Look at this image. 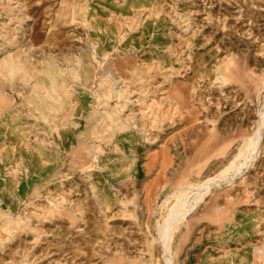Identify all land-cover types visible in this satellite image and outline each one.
I'll list each match as a JSON object with an SVG mask.
<instances>
[{"label":"rangeland","instance_id":"rangeland-1","mask_svg":"<svg viewBox=\"0 0 264 264\" xmlns=\"http://www.w3.org/2000/svg\"><path fill=\"white\" fill-rule=\"evenodd\" d=\"M263 107L264 0H0V264H177L247 209L264 264Z\"/></svg>","mask_w":264,"mask_h":264},{"label":"crops","instance_id":"crops-1","mask_svg":"<svg viewBox=\"0 0 264 264\" xmlns=\"http://www.w3.org/2000/svg\"><path fill=\"white\" fill-rule=\"evenodd\" d=\"M78 100L81 101V99ZM6 113L7 111L2 113L0 111L1 141V128L6 119H3V116H5ZM8 127L9 126H7V128ZM21 143L22 142H16V144L19 145ZM33 146L34 157L38 158V160L45 158V155H48V157L52 158L53 161L56 159V144L46 145L44 142H33ZM45 148H49V151H46ZM41 150H45V154H43L44 156L42 155ZM36 164H38V166H35L34 163L32 164V175H36L38 173L37 170L40 169L39 162H36ZM9 179L11 178H7V180L4 181V184L0 185V202H2L5 195L6 197H9L10 195L19 193L20 189L23 187L22 184L18 185L17 191L19 192H15L13 182L11 181L9 184ZM25 185L26 184H24V187ZM233 216L234 218L229 225V233L224 234L225 232H223L215 235H201L197 236L195 240H193V237L189 243L184 241L181 244L183 250H179L177 252V264H259L257 262L259 253L254 248L253 236L249 233L252 227H257L259 225L258 220L254 218L250 209L238 210L233 214ZM203 221L205 222L206 220Z\"/></svg>","mask_w":264,"mask_h":264},{"label":"bare ground","instance_id":"bare-ground-1","mask_svg":"<svg viewBox=\"0 0 264 264\" xmlns=\"http://www.w3.org/2000/svg\"><path fill=\"white\" fill-rule=\"evenodd\" d=\"M146 27L148 26V23L145 24ZM148 28V27H147ZM140 34H142L140 31L138 32ZM144 41V40H143ZM131 42V41H130ZM130 56V54H129ZM136 56V54H135ZM191 90V89H190ZM190 92V91H189ZM168 93V92H167ZM166 93V94H167ZM192 94V93H191ZM191 97V96H190ZM176 100V99H174ZM178 106V105H177ZM176 107V106H175ZM260 110V109H259ZM261 111V118L264 120V107ZM260 113V112H259ZM184 118V117H183ZM259 121H262V120H259ZM122 123L123 122H126V121H121ZM128 123V122H126ZM123 126V125H122ZM262 126V125H261ZM261 131H260V128H258V131L253 134L251 137L247 138L245 140V144H244V148L240 150V153L242 154L243 151H246L247 148L250 147V149H254V153H255V150L257 148V146L259 145V142L261 141ZM123 137H127V135H122ZM129 139H132L130 138L129 136ZM245 139V138H244ZM188 140V139H187ZM197 142V141H196ZM253 152V151H252ZM254 156V155H253ZM223 177H227V175H224ZM218 179H220L218 177ZM216 180H217V177H216ZM215 180V181H216ZM212 181V180H211ZM214 182V181H213ZM218 182V181H217ZM216 182V183H217ZM220 182V181H219ZM201 184V183H200ZM213 184V183H212ZM211 183H203L201 184L200 186H198V188H196V191H197V195L194 194V190L192 189L191 190V193L188 194L186 196V192L188 193V190L187 191H182V194H180L177 199H175L176 201V204L174 205V207L170 210L169 212V216H168V219L165 223H163L162 225H160V227H157L159 228V230H157L159 232V237H160V240L161 242L163 243L164 245V248L166 251L169 250L170 248V245H171V236H172V233H173V230H174V227L175 225H177V223L179 221H181V219H183L186 214L188 212H190L196 205L197 203H199L200 201H202V199L204 198L205 194L210 190L211 188ZM215 184V183H214ZM184 187V186H183ZM215 187V186H214ZM183 189V188H182ZM190 190V189H189ZM192 198H193V201H192ZM205 209V208H204ZM210 209V208H209ZM218 209V208H217ZM210 213V211H209ZM187 219V218H186ZM163 222V221H162ZM158 226V225H157ZM236 226V225H235ZM237 227V226H236ZM235 227V228H236ZM234 229V228H233ZM235 232V231H234ZM236 233V232H235ZM184 236V235H183ZM158 241V240H157ZM159 243V242H158ZM180 244V243H179ZM161 246V245H160ZM163 249V248H161ZM152 250V249H151ZM177 250V249H176ZM256 252V251H255ZM177 255V254H176ZM175 261V259H174ZM174 262H172L171 258L169 257V255H167V264H173Z\"/></svg>","mask_w":264,"mask_h":264}]
</instances>
